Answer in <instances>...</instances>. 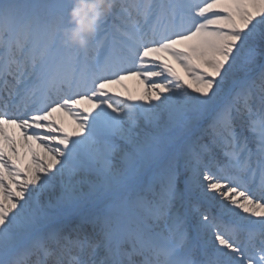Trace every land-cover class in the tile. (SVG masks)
<instances>
[{
	"label": "snow or ice",
	"instance_id": "obj_1",
	"mask_svg": "<svg viewBox=\"0 0 264 264\" xmlns=\"http://www.w3.org/2000/svg\"><path fill=\"white\" fill-rule=\"evenodd\" d=\"M72 6L0 0V264H264V0Z\"/></svg>",
	"mask_w": 264,
	"mask_h": 264
},
{
	"label": "clouds",
	"instance_id": "obj_2",
	"mask_svg": "<svg viewBox=\"0 0 264 264\" xmlns=\"http://www.w3.org/2000/svg\"><path fill=\"white\" fill-rule=\"evenodd\" d=\"M68 13L69 25L63 33V42L83 49L87 47L99 19L106 14L111 0H73Z\"/></svg>",
	"mask_w": 264,
	"mask_h": 264
},
{
	"label": "rangeland",
	"instance_id": "obj_3",
	"mask_svg": "<svg viewBox=\"0 0 264 264\" xmlns=\"http://www.w3.org/2000/svg\"><path fill=\"white\" fill-rule=\"evenodd\" d=\"M70 2H73V0H71ZM173 66L175 67L176 71L181 76L184 75L183 70L179 66H177L175 64ZM128 82H130V87H132L135 91L141 90V87L142 86L139 85L137 81H135V80H128ZM188 91H191V89H188ZM193 94H195V93H193ZM117 98L118 99H122L123 97H117ZM65 119H67V118H65ZM67 120H68V122L66 124L71 128L72 127L71 121L69 119H67ZM213 171H215V169H213ZM213 195H215V194L208 193V197L209 198L212 197ZM209 198L208 199H205V198H202V197L199 198V205H200L201 212H206L209 215V217H217L218 219L221 218L220 217L219 206L222 203V201L221 202L214 201V198L215 197L214 198H211L210 200H209ZM223 219L225 220V222H227V220H228L227 217H223ZM208 238L209 239L212 238L211 237V234H209V237ZM237 238L243 241L247 237H246V234L245 233L241 232V233L238 234V237Z\"/></svg>",
	"mask_w": 264,
	"mask_h": 264
},
{
	"label": "bare ground",
	"instance_id": "obj_4",
	"mask_svg": "<svg viewBox=\"0 0 264 264\" xmlns=\"http://www.w3.org/2000/svg\"><path fill=\"white\" fill-rule=\"evenodd\" d=\"M71 1V0H70ZM125 84L127 85V87H128V89H129V91L132 93V94H136V93H138L140 90H137V91H135L132 87H130V82H128V81H125ZM119 90V89H118ZM118 99V98H117ZM123 99V98H122ZM64 120H65V123H67L68 122V120L67 119H65L64 118ZM215 197V198H214ZM211 198H214V201H217V202H221L222 201V203H227V201H224V200H222L223 198L222 197H220V196H218V195H213L212 197H210L209 198V200L211 199ZM238 211V210H237ZM241 215H245L244 213H240ZM253 219H255V218H253ZM37 257H35V256H33L31 259L34 261L35 259H36ZM52 259L53 258H51V257H49L48 258V264H52Z\"/></svg>",
	"mask_w": 264,
	"mask_h": 264
}]
</instances>
